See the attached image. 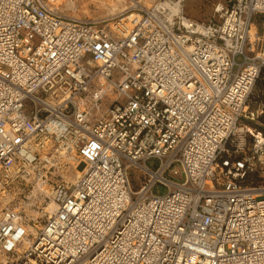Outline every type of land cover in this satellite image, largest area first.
<instances>
[{"label": "built area", "instance_id": "obj_1", "mask_svg": "<svg viewBox=\"0 0 264 264\" xmlns=\"http://www.w3.org/2000/svg\"><path fill=\"white\" fill-rule=\"evenodd\" d=\"M178 2L0 0V264H264V0ZM38 184L53 209H15Z\"/></svg>", "mask_w": 264, "mask_h": 264}, {"label": "rangeland", "instance_id": "obj_2", "mask_svg": "<svg viewBox=\"0 0 264 264\" xmlns=\"http://www.w3.org/2000/svg\"><path fill=\"white\" fill-rule=\"evenodd\" d=\"M154 1L155 0H150V2L145 6H150ZM139 2L143 4L141 0H139ZM214 2L215 0H184L183 5H181V2H179V8L189 16L203 20L213 13ZM128 4L129 2L127 1L126 5L128 6ZM124 6V2H121L120 0H75V8L74 10H72L71 8H67L65 6V0H63L61 3L62 9H64L66 13L85 17H95L102 14H116L124 9ZM127 13L128 12H126L125 14ZM111 21L112 20L110 19L104 22L107 23ZM254 23L256 24L257 32L261 34L262 18L258 16L255 17ZM239 60L240 58L237 57V61ZM261 72L264 74V69ZM263 79L264 77L261 76L260 73L250 99V109L254 111V120L252 121V123L249 122L248 124L249 126H254L256 130H264V87L261 83V80ZM29 189L31 188L28 187V189L25 191L23 195V201L15 205V207L19 208L20 210L26 211L27 215L30 213L34 214L36 205L35 201H37V195L36 197H34V193L37 192H29ZM162 192L164 191L162 190Z\"/></svg>", "mask_w": 264, "mask_h": 264}, {"label": "bare ground", "instance_id": "obj_3", "mask_svg": "<svg viewBox=\"0 0 264 264\" xmlns=\"http://www.w3.org/2000/svg\"><path fill=\"white\" fill-rule=\"evenodd\" d=\"M63 0H60V3H62ZM121 2H124L125 6H124V9H122L120 12L116 13V14H112V15H100V16H95V17H90L91 19H95L97 20V23L95 24L96 27L98 29H105L106 28V24L104 21H107V20H113L117 17H120L122 14L126 13V9L128 8V6L126 5L127 1L129 2L130 0H120ZM143 6L147 5L150 0H141ZM129 5V4H128ZM65 6L68 8H71L72 10H74L75 8V0H65ZM173 9H175L176 11L177 10H180L179 8V2L178 3H175L173 5ZM125 10V11H124ZM129 15V12L127 13ZM126 14V15H127ZM112 22V21H111ZM109 22V25H111L112 23ZM112 26V25H111ZM257 38V35L255 34V25L252 26V29H251V39H256ZM258 45H259V40H258ZM84 66L87 67L90 71H94L97 69V67L99 66V62L92 59L91 57H88L86 56V59L85 61L83 62ZM103 80L100 78L99 81L97 82L98 84V88H102L101 85H103ZM76 103L78 104V106L81 108L82 105L86 104L87 101L85 99H77L76 100ZM77 172H79V168L76 169ZM31 189H29L28 191L29 192H34L36 191L37 193H34V197H36L37 195V201H40L41 203H46L47 207L46 209L47 210H52L53 209V202L51 201V199H48L46 198L45 196V193L44 192V189L43 187L39 186V184L37 186H32L30 187ZM15 209H19L17 207H15ZM19 211H24V210H20ZM30 217H35V216H38V215H43L41 212H39L36 208H35V211H34V214L33 213H30L28 214ZM29 224V227L31 226L30 223ZM30 240L27 239V243H29Z\"/></svg>", "mask_w": 264, "mask_h": 264}, {"label": "trees", "instance_id": "obj_4", "mask_svg": "<svg viewBox=\"0 0 264 264\" xmlns=\"http://www.w3.org/2000/svg\"><path fill=\"white\" fill-rule=\"evenodd\" d=\"M263 71V70H262ZM261 76H263L264 77V74L261 72ZM258 79V78H257ZM257 81V80H256ZM256 83V82H255ZM261 83H262V86L264 87V79L263 80H261Z\"/></svg>", "mask_w": 264, "mask_h": 264}, {"label": "crops", "instance_id": "obj_5", "mask_svg": "<svg viewBox=\"0 0 264 264\" xmlns=\"http://www.w3.org/2000/svg\"><path fill=\"white\" fill-rule=\"evenodd\" d=\"M98 16V15H97Z\"/></svg>", "mask_w": 264, "mask_h": 264}]
</instances>
